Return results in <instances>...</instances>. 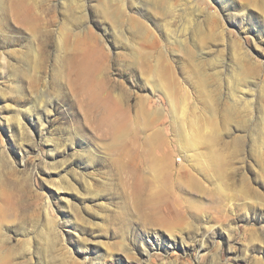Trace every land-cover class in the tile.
I'll return each instance as SVG.
<instances>
[{
    "label": "rangeland",
    "instance_id": "374dc122",
    "mask_svg": "<svg viewBox=\"0 0 264 264\" xmlns=\"http://www.w3.org/2000/svg\"><path fill=\"white\" fill-rule=\"evenodd\" d=\"M95 54L117 129L77 93ZM162 139L173 229L136 217ZM0 264H264V0H0Z\"/></svg>",
    "mask_w": 264,
    "mask_h": 264
},
{
    "label": "bare ground",
    "instance_id": "6f19581e",
    "mask_svg": "<svg viewBox=\"0 0 264 264\" xmlns=\"http://www.w3.org/2000/svg\"><path fill=\"white\" fill-rule=\"evenodd\" d=\"M102 60L103 57L101 55L95 54L85 58V60L80 63L78 68L79 89L77 93H80V95L82 96V104L86 105L87 110L90 112V114L95 118H98L97 121H103L106 124L113 126L114 129H117L118 126H121L123 125V123H125L124 120L126 119V112L128 111L129 106L126 104L127 102L123 100L122 97L113 94L106 87L104 77L99 76L98 71L104 68ZM189 135H183V140L181 142L188 153L189 150L191 151V156L198 157L201 154L198 149L200 143L199 135ZM211 140L212 137L209 136L205 139V142L210 143L212 142ZM149 146L150 153L148 155L151 156L150 162L148 163L145 160V156L142 155H140L139 159H137L138 163L136 161V171L140 177L138 178V182L143 187L144 185H148L146 183L147 179H149L147 177V170L149 167H151L152 169L150 170H152L153 172L156 171L154 173L156 174L157 178L163 176L162 178H164L165 186L158 193V195L160 196L158 201H155V196H151L155 193L151 192L149 195L145 196L144 193L139 192L136 197V205L138 210L136 217H138V220L142 223L153 222L160 218L167 221V229H173V226L178 218V214H180V211L174 208V204L176 202V193L174 184L172 185L171 182V171L168 170L170 166L169 162L172 160L173 155L172 152H169L164 156L166 164H169L167 165L166 169V167L162 165V163L157 159L156 150L157 148L161 150L163 147L164 149H166L168 146V142L162 139L156 145L155 142L151 141L149 143ZM197 163L200 164L199 162H196V164ZM146 166H148V168ZM192 180L194 183H196L195 178H192ZM196 186H198L197 183Z\"/></svg>",
    "mask_w": 264,
    "mask_h": 264
}]
</instances>
